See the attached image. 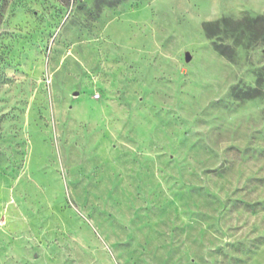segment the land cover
<instances>
[{
    "label": "rangeland",
    "instance_id": "1",
    "mask_svg": "<svg viewBox=\"0 0 264 264\" xmlns=\"http://www.w3.org/2000/svg\"><path fill=\"white\" fill-rule=\"evenodd\" d=\"M0 264H264V0H0Z\"/></svg>",
    "mask_w": 264,
    "mask_h": 264
},
{
    "label": "water",
    "instance_id": "2",
    "mask_svg": "<svg viewBox=\"0 0 264 264\" xmlns=\"http://www.w3.org/2000/svg\"><path fill=\"white\" fill-rule=\"evenodd\" d=\"M185 59H186L187 61L190 60V55H189L188 53H186V55H185Z\"/></svg>",
    "mask_w": 264,
    "mask_h": 264
}]
</instances>
